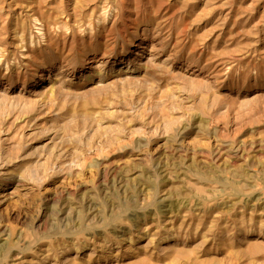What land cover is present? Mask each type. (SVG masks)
Segmentation results:
<instances>
[{
  "label": "rangeland",
  "instance_id": "1",
  "mask_svg": "<svg viewBox=\"0 0 264 264\" xmlns=\"http://www.w3.org/2000/svg\"><path fill=\"white\" fill-rule=\"evenodd\" d=\"M0 264H264V0H0Z\"/></svg>",
  "mask_w": 264,
  "mask_h": 264
},
{
  "label": "bare ground",
  "instance_id": "2",
  "mask_svg": "<svg viewBox=\"0 0 264 264\" xmlns=\"http://www.w3.org/2000/svg\"><path fill=\"white\" fill-rule=\"evenodd\" d=\"M56 80V79H55Z\"/></svg>",
  "mask_w": 264,
  "mask_h": 264
}]
</instances>
